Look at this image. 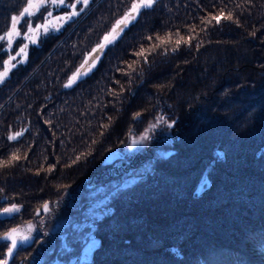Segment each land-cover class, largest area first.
Wrapping results in <instances>:
<instances>
[{
    "label": "trees",
    "instance_id": "16d2710c",
    "mask_svg": "<svg viewBox=\"0 0 264 264\" xmlns=\"http://www.w3.org/2000/svg\"><path fill=\"white\" fill-rule=\"evenodd\" d=\"M27 1L0 0V35ZM66 1L77 15L29 42L0 82V208L21 203L0 234L34 231L11 264H75L88 186L142 161L150 169L94 220L86 264H264V0H154L70 87L134 0ZM22 38L0 41V68ZM140 135L152 140L141 150ZM158 145L171 150L153 155Z\"/></svg>",
    "mask_w": 264,
    "mask_h": 264
},
{
    "label": "rangeland",
    "instance_id": "374dc122",
    "mask_svg": "<svg viewBox=\"0 0 264 264\" xmlns=\"http://www.w3.org/2000/svg\"><path fill=\"white\" fill-rule=\"evenodd\" d=\"M75 2H77V0H75ZM138 2H139V0H134L131 3L130 9L128 10L127 14H130L134 17L136 16L137 12H132L131 9H132L133 3H138ZM27 3H28V1H27ZM27 3L25 4V6L27 5ZM44 5H47L49 7L47 8V10L44 11V14H43L41 19H38L35 22H32L30 19H28V21L31 22V27L34 31L29 30L28 24L24 28L23 32L19 31V24H20V21L22 18L18 21L17 31L20 33L19 35L23 36V38H22L23 40L21 41L22 43L20 45H18V47L13 52H9L10 54L4 60V61H8V64L5 65L3 63V66L0 68V74L4 73L6 67L9 70V68L13 65L14 61L17 59L16 56L23 55L28 43L36 41L37 37L45 32V30H44L45 27H47V29L53 30V31L60 29L62 27V25L64 24V22L66 21V19L61 20L58 18L59 17H67L73 11L76 12L78 10L77 6L75 7V9L68 7L67 5H70V3L66 0H65V4L59 6V7L66 6L67 9H65V10H62L61 8L57 7V5L52 3L51 0H45ZM39 10L32 9V11L35 14ZM49 13H51V15H49ZM14 16H19V15H14ZM122 18H119V19H122ZM38 25L41 27L38 28L37 27ZM113 26L111 29H109L108 32H106L102 36V39L98 45L104 43L105 35L112 32ZM11 27H12V25H11ZM11 27L8 30H6L4 33H2V35H0V36H4L5 33L9 32ZM17 36L18 35H13L10 38L11 43H9V38L5 37V39H4L5 44H3V47L6 49H10L13 45L14 38ZM109 39H111V37H109ZM108 44H110V43H108ZM108 44H106V46ZM98 45H96L94 49H96ZM22 49H23V51H21ZM100 52H101L100 50H98L97 52H93V49L89 52V54L87 55V57L85 59V62L81 64V65H84V67H81V65L79 67L80 74L87 72L90 68H92L97 63L98 60L96 59L93 62V58L97 57V56L99 57ZM7 73H8V71H7ZM76 73H77V71H76ZM4 77H3V79H4ZM162 130H160V133L164 132L167 135L172 134L171 130L168 128L165 131H162ZM136 140L139 144L136 148H138L140 150L142 149L143 143H145V144L152 143V140L146 139V141H145L141 135L137 136ZM165 142H170V141H168L166 139ZM170 150H171L170 147L166 148L164 145H162V146L158 145L156 148H153L152 154L153 155L156 154L157 156L158 155L165 156L168 154V152ZM115 155H117V152L113 154V156H115ZM150 165H151V162L148 163L146 161H142L139 164L134 163L133 166H130V168H128L126 171H123L119 177H117L115 179L111 178V180L109 182L110 184L105 183L102 185L100 183H95L94 185L88 186L87 193H88V195L93 194L95 196V198H94L95 201L87 202V204L84 208V211H83L82 218L80 217V214H79L78 218H76V220L74 222V226H76V230H77L76 231L77 236H79L82 239V242H80L82 245L80 243L76 245V246H78L77 248H79L80 251H79V254H78L79 256H78L75 264H86L88 258L90 257V252L94 246V243L91 241L92 235H90L91 234L90 230L93 229V227H94V223H95L94 220H96L97 217H100L101 214L106 211L105 210L106 208H109V202L108 201H109V198L111 197V195L116 190V187H119V186L124 187V186H127L129 183H132L133 181H135V179H137V177H141L142 174L144 175V172L150 169ZM12 205L18 206L19 209L21 208V203H17V202L12 201V202H10V203H8L5 206L0 208V216H10L11 214L3 213V209L9 208ZM81 206H83V205H81ZM12 214H14V213H12ZM65 225L66 224H64V219L62 221L59 220L57 222V224L55 225L54 229H64L63 226H65ZM66 230L67 229H65V231ZM69 238H70V240H73V241H71V242L64 241V244H66V247L65 246H63V247H65L68 250L69 249L72 250V249H74V247H76L75 244H76V242H78L77 241L78 239L76 237L71 238V235L69 236ZM73 243H75V244H73ZM45 257H46V253L39 255L38 258H40L41 261H43ZM11 263H12V261H11ZM31 263L34 264V262H31ZM49 264H64V262L62 261V259L59 256L55 255L51 258V261Z\"/></svg>",
    "mask_w": 264,
    "mask_h": 264
},
{
    "label": "snow or ice",
    "instance_id": "6c2138e0",
    "mask_svg": "<svg viewBox=\"0 0 264 264\" xmlns=\"http://www.w3.org/2000/svg\"><path fill=\"white\" fill-rule=\"evenodd\" d=\"M52 3L56 4L57 7H59L60 5L65 4V0H51ZM77 3H82L85 6L88 5L89 0H77ZM154 0H139L138 3H133L132 5V12H138L141 8H150L153 6ZM45 4V0H28L27 5L23 8V10L20 12L19 16H13L12 17V27L9 30V32L5 33L4 36H0V40H4L5 37L9 38V43H11V37L13 35H19L20 33L17 31V23L21 18H24L25 16L27 17H31L33 15H35V13L32 11V9H36L39 10L41 7H43ZM68 7H71L73 9H75L76 4H70L67 5ZM83 9H81L82 11ZM49 15H51V13H49ZM77 15V13L75 11H73L72 13H70L67 17H59L58 19L64 20V19H70L71 16ZM135 17L127 14L125 15V17H123L122 19H119L116 21V24L113 26L112 32L108 33L105 35L104 37V43L100 44L97 46L96 49H93V52H97L98 50L102 51L103 48L106 46V44L111 43L113 40H115L116 36L119 35V32L123 31L124 27H127L128 22L131 19H134ZM213 19L216 20L217 23L220 22L218 17H213ZM26 23H28V27L30 31H34L31 27V22L30 21H26ZM38 28L41 26H37ZM45 31H47V27L44 28ZM109 37H111V39H109ZM35 42V41H33ZM177 44H179V41H177ZM23 51V49L21 50ZM142 54V53H141ZM99 57H94L93 58V62L98 59ZM4 64L7 65L8 61H4ZM81 67H84V65H81ZM7 67L5 68L4 73L0 74V81H2L3 77L7 75ZM80 75V71L79 69L77 70V73H75L73 75L72 78L69 79V82L67 84H65V87H70L71 84L74 82V80ZM135 118V117H134ZM171 126V125H169ZM20 133H17L15 136H10L9 139H15L16 136H19ZM45 211H47L48 209V204L45 203L43 206ZM19 207L16 205H12L9 208H4L3 209V213L5 214H12V213H16L19 212ZM32 231L31 225H29L28 228V232L29 234H21L20 229L19 228H13L10 229L9 231L5 232L3 234V236H0V239L5 240V241H10L9 246L7 247V256H11L13 254V251L18 247V244H22L26 241H29L31 239L30 233ZM0 264H7V259L5 260H0Z\"/></svg>",
    "mask_w": 264,
    "mask_h": 264
},
{
    "label": "water",
    "instance_id": "95a60500",
    "mask_svg": "<svg viewBox=\"0 0 264 264\" xmlns=\"http://www.w3.org/2000/svg\"><path fill=\"white\" fill-rule=\"evenodd\" d=\"M205 186H206V178H205V176H202V178H201V179L199 180V182L197 183V186H196V188L194 189L193 193H194V194H197V193L201 192L202 189H203ZM44 204H45V203H43L42 206H43ZM42 208H43V207H42ZM43 209H44V208H43ZM13 228H19L21 234H28L26 231L23 230L22 227H18V226L11 227V229H13ZM9 230H10V229H9ZM9 230L4 231L3 233L0 234V236H3V234H4L5 232L9 231ZM31 241H32V238H31L29 241H26V242H24V243H22V244H26V243L29 244ZM7 242H8V244H7V246H6L5 250H4V255L0 258V260H5V259H7V264H11V261H12V259H13L12 257L14 256V254H15L16 251H17V249H18V248L20 247V245H22V244H18V247L13 251V254L9 257V256H7V247L9 246L10 241H7Z\"/></svg>",
    "mask_w": 264,
    "mask_h": 264
},
{
    "label": "flooded vegetation",
    "instance_id": "af4514ba",
    "mask_svg": "<svg viewBox=\"0 0 264 264\" xmlns=\"http://www.w3.org/2000/svg\"><path fill=\"white\" fill-rule=\"evenodd\" d=\"M22 228H23L24 231H26V232L29 234V232H28V228H29V227L24 226V227H22ZM30 236H31V238H32V241H31L29 244L33 243V240H34V231H33V230L31 231ZM7 244H8V242H7ZM26 244H27V243H26ZM23 245H24V244H23Z\"/></svg>",
    "mask_w": 264,
    "mask_h": 264
}]
</instances>
